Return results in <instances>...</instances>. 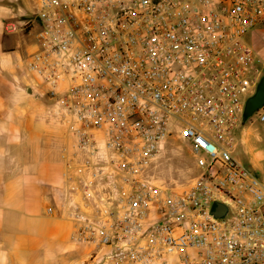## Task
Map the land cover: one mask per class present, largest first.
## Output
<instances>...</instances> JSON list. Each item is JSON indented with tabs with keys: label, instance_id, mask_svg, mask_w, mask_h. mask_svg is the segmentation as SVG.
<instances>
[{
	"label": "built area",
	"instance_id": "2783aa9c",
	"mask_svg": "<svg viewBox=\"0 0 264 264\" xmlns=\"http://www.w3.org/2000/svg\"><path fill=\"white\" fill-rule=\"evenodd\" d=\"M35 21L25 68L64 131L62 214L88 262L264 264V173L233 156L264 0H36ZM175 139L199 170L183 187L153 174Z\"/></svg>",
	"mask_w": 264,
	"mask_h": 264
},
{
	"label": "crops",
	"instance_id": "0c3cea01",
	"mask_svg": "<svg viewBox=\"0 0 264 264\" xmlns=\"http://www.w3.org/2000/svg\"><path fill=\"white\" fill-rule=\"evenodd\" d=\"M35 35L0 52V264H92V247L72 242L62 214L64 131L25 68Z\"/></svg>",
	"mask_w": 264,
	"mask_h": 264
},
{
	"label": "rangeland",
	"instance_id": "374dc122",
	"mask_svg": "<svg viewBox=\"0 0 264 264\" xmlns=\"http://www.w3.org/2000/svg\"><path fill=\"white\" fill-rule=\"evenodd\" d=\"M35 1L0 0V52L15 49L20 40L28 36L31 37L37 32ZM2 7L10 9L9 12H6ZM10 22L16 24L17 27H22L25 22H29V24L18 32L7 33L5 27ZM34 42L31 46H34ZM249 42L254 46L255 52L264 63V25L258 26L249 34ZM31 46L27 55L33 50ZM233 156L256 175L264 173L263 124L257 123L251 117L239 128ZM198 173L199 170L189 153L188 144L181 139L169 140L153 167L155 179L167 187L187 186Z\"/></svg>",
	"mask_w": 264,
	"mask_h": 264
},
{
	"label": "water",
	"instance_id": "95a60500",
	"mask_svg": "<svg viewBox=\"0 0 264 264\" xmlns=\"http://www.w3.org/2000/svg\"><path fill=\"white\" fill-rule=\"evenodd\" d=\"M264 107V67L262 69V76L260 77L254 92L248 96L244 102L241 112V126L261 108ZM210 214L213 218L225 220L229 215L227 206L221 202H215Z\"/></svg>",
	"mask_w": 264,
	"mask_h": 264
}]
</instances>
